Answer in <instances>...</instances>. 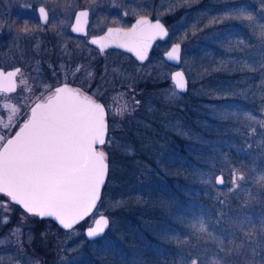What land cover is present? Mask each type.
Masks as SVG:
<instances>
[{
    "label": "snow or ice",
    "instance_id": "6c2138e0",
    "mask_svg": "<svg viewBox=\"0 0 264 264\" xmlns=\"http://www.w3.org/2000/svg\"><path fill=\"white\" fill-rule=\"evenodd\" d=\"M98 2L99 0H88L89 6L75 13V22L71 24L72 32L86 34L89 12L95 11ZM259 2V13L249 10L245 3H237V0H217L218 4L223 5L221 9H208L201 14L210 15L206 28L239 24L247 31V37L241 32L233 31L232 27L214 33V38L223 36L227 40V46L224 47L226 53H244L249 49H256L254 54L246 58L230 56L219 62L217 70L258 73L261 77L258 85L238 91L231 89L225 93L224 98L228 95L247 97L255 87L264 100V0ZM192 3L193 0H172L169 11L173 7L190 6ZM213 11L216 12L215 15H211ZM37 13L41 21L49 20V12L43 4L39 6ZM132 14H137L136 9ZM123 15L127 16L129 13L126 11ZM162 15L158 13L154 21L149 15H137L130 28L108 27L103 36L93 37L90 43L98 45L101 52L112 44L128 48L143 61L153 42L169 36V30L161 22ZM197 24L198 21L192 25L193 35L196 34ZM35 30L25 21L18 32L28 34ZM253 40L255 44L252 43ZM181 52V44L175 43L165 53V58L167 61L180 62ZM19 74L20 68L11 71L0 68V95L17 92L16 78ZM171 80L173 90L165 97L168 102L174 100L178 93L184 92L188 83L183 71L172 73ZM246 82L247 78L240 81ZM27 84V78L20 79L19 85ZM24 90L32 91L31 88ZM44 90L49 95L37 97L31 105L21 102L11 106L10 123L4 126L6 129L10 127L14 116L18 115V108H30V113L22 124L17 123L13 129L14 135H0V194L8 198L5 204H0V209L7 204H15L26 214L53 219L64 230H74L81 222L92 218L93 223L85 229L84 235L95 242L112 223L107 215L97 212L98 203L102 200V187L109 171L108 155L99 147L111 142L108 138V113L104 104L85 94L80 88L71 87L69 83L54 87L46 85ZM139 103L135 101V106L131 108L125 104L113 116L118 114L123 118L125 113L131 114ZM0 108L9 109V105L2 103ZM261 113L264 114V108H261ZM213 114L217 119L237 124L239 127L236 131L241 127L247 130L248 138L253 141L247 144V148L256 153L253 166L248 172L232 170L231 187L227 193L217 194L219 208L215 213L201 210L198 214L177 216L185 235L182 238L179 234L166 233V238L175 241L180 249L191 247L196 250L195 255L191 252L182 253L176 264H264V214L253 216L243 211L253 204L264 205V138L256 140L257 135L264 137V118L232 105L214 108ZM257 161L261 162L259 166ZM203 182L211 184L212 180L209 178ZM249 182L252 187H248ZM215 183L223 185V175L216 177ZM241 194L242 210L232 215L228 210L230 197L239 198ZM221 196L224 198L220 199ZM122 203L123 201H116L113 206L118 207ZM7 222L5 219V223ZM13 236L15 246L21 249L20 230H12L9 241ZM209 242L214 248L207 246ZM3 245L5 239L0 238V246ZM8 259L9 264H13L14 258ZM2 262L3 257L0 256V264ZM32 264L40 262L33 261ZM69 264H75V261ZM131 264L140 262L133 259Z\"/></svg>",
    "mask_w": 264,
    "mask_h": 264
},
{
    "label": "rangeland",
    "instance_id": "374dc122",
    "mask_svg": "<svg viewBox=\"0 0 264 264\" xmlns=\"http://www.w3.org/2000/svg\"><path fill=\"white\" fill-rule=\"evenodd\" d=\"M144 1L148 2V4L140 5L144 4ZM250 1L255 2V0H246V2L244 0H237V3L242 2L249 7V5L252 4ZM18 4L24 5L25 3H23V0H0V66L11 68L16 63L24 65L26 67V72L24 71L21 73L19 80L27 78L32 82V91L26 93L25 100L23 101L18 100L16 94L10 98L2 97L0 95V104L7 103L9 105V109L0 108V135L8 133V131H10L16 124L18 118L22 115L24 108H18V115L14 116L11 120L10 127L6 129L4 126L10 123L9 116L11 115V106L19 105L21 102L27 105L28 102L41 96L45 91L44 89L46 85L54 86L60 82L67 81L82 85L84 90H87L90 94L99 98L102 104L105 105L108 116L116 120L121 117L118 114L114 117L113 114L118 113V110L122 109L125 104L129 105V107L132 105L134 101L132 93L133 84L141 80L142 77L140 76L156 77L159 81H164L165 79L169 80L167 87L162 88L163 98L166 99V94L173 90V83L170 79V71L173 68L180 69L185 73L188 82L187 84L189 86V92L186 97H188V100L198 101L199 103V106H195L192 109L193 111L200 113V125H203L204 127L201 128L202 130H209L208 128L211 130L219 129L218 124L223 122V120L217 119L214 116L213 109L224 105L238 106L245 110H250L254 115L264 118V114L261 113V108H264V100L260 97L259 89L253 87L252 92H250L247 97H244V101H242L241 96L228 95L227 98H224L225 93L231 89L238 91L241 88H249L258 85L261 79V77H259L260 75L257 76L256 74H253L256 76H253L256 79V82L253 81L249 84L244 83V85L240 83V81L245 80L246 78L248 81L253 77L245 75L243 78L239 76H236V78H227L224 80L225 87L221 86V89L220 86L207 83L204 84L199 81L203 80L204 76L206 77L211 73L216 72L217 69H219V62L221 60L228 59L230 56L246 58L252 53L249 51L250 49L245 51L246 55H244V53L236 52L226 53L224 47L227 46V40L223 36H220L218 39L214 38V33L221 32L225 25L205 27L209 22L210 15L201 14L205 13L208 9L218 10L217 0H193V3L191 4H195V10L193 11H189V6L173 7L172 10L169 11V8L172 7V0H158L155 2L154 6L152 5L154 4L153 2L151 4V0L140 1L136 8L138 11L152 12L155 13L156 16L159 13L163 14L161 17H166L169 22L170 32V37L168 39L169 42L167 44H170L173 39H176L177 42L181 44V63L174 67H171L172 65L167 63L161 57L149 59L145 63L136 64L132 63L128 58L124 56L119 57L114 53H107L105 58L90 57L89 59L83 58V60L76 58L77 55L73 53V55L67 58L64 57L61 60H48L44 63L39 56L40 51H37V53L39 52V55L31 56L29 54V49H27L28 45L23 40L28 37L30 33L20 34L18 32V29L22 28V26H19L18 23L15 22L14 12L18 10ZM219 6L221 8L223 7V5L220 4ZM175 8L177 10H184L185 12L182 15H179L177 21L173 22L171 19V13ZM259 10L260 6L256 8V13H259ZM215 14V11L211 13V15ZM204 16H206L207 20L206 22H201ZM192 18L194 19L193 24L198 21L197 29H204L203 31L196 29L195 35H192V33L190 35ZM227 26L232 27L233 31L243 33L245 37L248 36V33H245L244 28L239 24ZM185 35L186 38H184ZM38 45L39 44H36L35 48H38ZM57 47L59 49H65V46L62 44L57 45ZM214 55L216 59L212 61ZM77 69L82 71V74H77V72H79ZM235 72L241 74L238 71H232V73ZM89 73H91V75H89ZM232 73L230 72L228 74ZM253 93H255V95H253ZM180 98L181 97L178 93L175 99L180 100ZM197 98L199 99L197 100ZM109 109L111 110L110 112ZM206 116L209 119L211 118L216 121L208 122L206 121L208 120ZM178 125L179 124L176 126L177 131L179 129ZM237 127L239 126L235 124L231 131L234 136L239 137L242 140V143L245 144L241 147V150L251 157V166L246 169V172H248L253 166V159L256 153L254 151H249L247 148L248 143H253L251 138H248L247 136V130L241 127L239 131H236ZM197 135L195 129L192 133V139L200 136ZM200 138L204 139L205 137ZM262 138L264 137H261L260 135L256 136L257 141ZM214 140L217 143H223V141L227 143L234 139L232 136H225L222 138H214ZM214 145L211 148L218 149V147ZM236 145H238V143H236ZM114 146L119 147L118 150L123 154H129L131 150H133L131 144L120 139L116 140ZM100 148L104 150V146H101ZM190 149L192 151L197 150L196 146L194 148L190 146ZM162 156H165V154L162 152L158 153V157ZM169 156L170 155L166 156L167 161H165V163L167 164L168 162L171 163V158ZM115 171L119 173L120 166L115 167ZM118 176L115 179V182L113 181L114 184L111 186L109 192L103 194L102 191V200L98 203L97 209L98 213L107 215L111 219L112 223L110 226L112 228L118 225L121 221L119 218L122 208L131 203L129 197L119 196ZM140 177L143 178L140 174L135 178L138 179L135 184L138 188H140V183L145 184V180L141 181L139 179ZM224 181L226 182L225 178ZM216 193H226V189L217 191ZM222 197L223 196L220 198ZM6 201L7 199L0 194V204H5ZM116 201H123V203L118 207H114L113 205ZM252 211L258 212L260 215L264 214V205L253 204ZM5 214H7V216ZM5 219H7V223H5ZM48 220L50 219L36 220L35 216H27L22 212L20 207L18 209L13 204H7L6 207L0 209V226L5 227L2 236V238L5 239V245L1 246L4 264H9V257L14 258L13 264H32L33 261H39L41 264L43 256H46V254L48 256L53 250L55 252L53 254L56 255L54 264H69V262L72 261H75V264H85L83 261L84 254H92L94 252L93 250L96 249V246L94 242L86 239L85 236L84 239H82L80 234L83 232L84 235V228L90 226L93 219L87 218L85 221L77 225L74 230H65L66 232L60 233L59 231H55V229L49 225ZM14 229L20 230L22 243L21 249H18L15 246L14 236L11 237V241L8 239L10 233ZM68 242H72V245H67ZM23 245H25V247H23ZM62 257L64 258L63 261L61 260Z\"/></svg>",
    "mask_w": 264,
    "mask_h": 264
},
{
    "label": "trees",
    "instance_id": "16d2710c",
    "mask_svg": "<svg viewBox=\"0 0 264 264\" xmlns=\"http://www.w3.org/2000/svg\"><path fill=\"white\" fill-rule=\"evenodd\" d=\"M250 2L252 4L249 5V10L256 13V8L260 6L259 0ZM217 7L218 10L221 9L219 4ZM206 20L204 16L201 22ZM244 31L247 32L245 29ZM252 43L255 44V41ZM249 51L254 54L256 49ZM215 59L214 55L212 61ZM223 71L217 70L201 82L220 86L221 89L225 87V79L238 77L236 72ZM230 72L232 74H228ZM140 77L141 80L133 84L134 101L129 108L135 106V101L140 102L139 106L131 114L117 118V121L107 115L108 138L111 142L104 146L108 155L109 172L103 194L109 192L113 181L115 182L119 175V196L129 197L131 203L122 208L119 224L114 228L110 226L105 235L96 239L94 252L84 254L85 264H131L133 259L140 264H176L182 253L191 252L195 255L196 250L191 247L178 248L175 241L166 238V233L179 234L183 238L185 230L177 220V216L181 214H198L201 210L215 213L219 208L216 192L226 189L227 193L231 187L232 170L240 169L246 172L251 166V157L241 150L245 144L232 134L234 122L223 121L218 124V130L213 129V126V130L201 129L204 127L200 125V113L192 109L199 106V103L186 97L189 92L188 84L187 90L179 93L180 100L168 102L163 98L162 88L167 87L169 80L159 81L151 76ZM217 89L219 90L218 87ZM206 118L208 122L216 121L207 116ZM195 129L197 136H200L192 139ZM225 136H232L234 140L227 143H217L214 140ZM117 139L131 144L133 150L129 154L121 153L119 147L114 146ZM213 145L218 149H212ZM190 146H196L197 150L192 151ZM160 152L165 156L158 157ZM167 155L171 158V163L168 164L165 163ZM260 163L257 162V165ZM119 166L120 172L117 173L115 167ZM219 173L226 179L222 186L215 183V176ZM139 174L143 177L139 179L145 180V184L140 183V188L135 186L138 180L135 178ZM209 178L212 183L205 184L203 181ZM248 187H252L250 182ZM223 198L224 196L220 199ZM242 200V194L239 198L230 197L228 210L232 215L242 210ZM243 211L254 216L260 215L253 212L252 207ZM48 221L55 231L66 232L53 221ZM80 235L84 239L83 232ZM67 245L71 246L72 242ZM207 246L214 248L211 242ZM53 253L54 250L48 256L44 255L41 264H54L56 255Z\"/></svg>",
    "mask_w": 264,
    "mask_h": 264
},
{
    "label": "flooded vegetation",
    "instance_id": "af4514ba",
    "mask_svg": "<svg viewBox=\"0 0 264 264\" xmlns=\"http://www.w3.org/2000/svg\"><path fill=\"white\" fill-rule=\"evenodd\" d=\"M140 1L141 0H99L95 8V11L90 10L89 12L88 25L86 26L85 29L86 34L72 32L71 24L75 22V13L89 6L88 0H23V3L25 4L24 5L18 4V10L13 12L15 16V22H17L19 26L23 27L25 21H27L29 27L36 29L35 31L30 32V34L28 33L29 36L26 37L23 41L27 43L28 45L27 49H29V54L31 56L39 55V52L37 53V51H40L39 56L42 58L41 61H44V63L45 61L48 60H61L64 57L67 58L73 55V53L77 55L76 58H78L79 60H83V58L89 59L90 57L105 58V55L107 53H114L119 57L124 56L128 58L130 61H132V63L137 64V63H145L147 60L154 59L157 57H161L163 59V53L169 48L171 44L178 43L177 40L173 39L170 44H167L169 42L168 39L170 37V32H169V36L165 40L158 39L155 42H153V45L150 48L147 58L141 61L134 58L131 54L117 47H108L103 52H101L95 45L90 43V39L91 37L102 35L107 30L108 27L128 28L132 24V22L137 18V15H149L151 20L156 19L157 16L155 13L152 12L148 13L146 11L140 12L136 9ZM157 1L158 0H151V4L153 2L154 4L152 5L154 6L155 2ZM42 4L46 7V9L49 12V20L47 22L41 21L38 17L37 9ZM145 4H148V2L144 1V4H140V5H145ZM134 9H136V13H137L136 15L132 14ZM180 10L179 9L177 10L175 8L171 13V19L173 22L177 21L179 15H182L185 12L184 10L181 11ZM193 10H195V4L189 6V11H193ZM126 11L129 13V15L124 16L123 13ZM104 18H107L106 21L104 23H101V21H103ZM160 18H161V22L169 30V22L167 21L166 17L163 16ZM193 20L194 19L192 18V25H193ZM61 21H63V23H61ZM192 25L190 29V35L194 31ZM36 44H39L38 48H35ZM60 44L65 46V49H59L57 45ZM0 68H2L4 71H11L14 70L15 68H20L21 73L24 71L26 72V67L24 65H21L20 63L14 64V66H12L11 68H5L2 66H0ZM175 70L176 69L173 68L170 71V75ZM77 74H82V71L77 72ZM255 74L257 76L259 75L258 73ZM20 75L21 74H19L16 78L18 84L17 92L9 93L6 96L1 95L2 97L10 98L16 94L18 100L20 101L25 100L26 93H28V91H25L24 89L31 88L32 82H30L27 79L28 84L26 86L19 85ZM245 75L252 77L255 76L250 73L238 74V76L241 78H243ZM203 78H204L203 80H199V81L200 82L205 81V76ZM253 81L256 82V80L252 78L251 80H248L245 84L252 83ZM61 83H69L70 86L72 87L80 88L83 92L92 96L98 102H101L99 98H96L95 96L90 94L87 90H84L82 88L83 87L82 85H78L75 82H69V81L60 82L54 86H57ZM242 84L244 85V83ZM47 93L49 92L44 91L41 94V96L45 97ZM241 98L242 101H244V97L241 96ZM35 100L36 99L28 102L27 105L33 104ZM29 109L30 108L23 109L22 115L18 118L16 124L11 128V130L5 134V136H10L13 134L14 132L13 129L16 128L17 123H21L27 117L29 113ZM13 205L19 209L17 205L15 204ZM26 215L32 216L29 214ZM41 219L42 218L36 217V220H41ZM4 229H5L4 226L2 227L0 226V238H2L3 236ZM25 245H23V247H25ZM0 256H2L1 246H0ZM2 264H4V261L2 262Z\"/></svg>",
    "mask_w": 264,
    "mask_h": 264
},
{
    "label": "water",
    "instance_id": "95a60500",
    "mask_svg": "<svg viewBox=\"0 0 264 264\" xmlns=\"http://www.w3.org/2000/svg\"><path fill=\"white\" fill-rule=\"evenodd\" d=\"M136 20V19H135ZM135 20L132 22V24L128 27V28H130L134 23H135ZM155 20V19H154ZM153 20V21H154ZM113 28H119V27H113ZM125 29H127V28H125ZM107 31V30H106ZM105 31V32H106ZM105 32L102 34V35H100V36H103L104 34H105ZM94 37H99V36H94ZM93 37H91V39H92ZM91 39H90V41H91ZM165 40V39H164ZM175 44V43H174ZM173 44H171L170 46H169V48L163 53V59L167 62V63H169V64H171L172 66H178L180 63H181V61L180 62H171V61H167L166 60V58H165V53L167 52V51H169L170 49H171V46H172ZM98 49H99V46L98 45H95ZM109 47H117V48H119V49H121V50H123V51H125V52H127V53H129V54H131L134 58H136V59H138V57L136 56V54H135V52H132V51H129L128 50V48H120V47H118L117 45H115V44H112V45H110ZM108 48V47H107ZM107 48H105V49H107ZM104 49V50H105ZM100 50V49H99ZM149 51H150V49H149ZM149 51H148V53H149ZM139 60V59H138ZM177 71H181L180 69H176L175 71H173L172 73H175V72H177ZM171 79V78H170ZM171 82H172V80H171ZM173 83V82H172ZM61 84H63V83H61ZM57 86H60V84L59 85H57ZM72 87V86H71ZM73 88H76V87H73ZM187 90V89H186ZM185 90V91H186ZM85 93V92H84ZM85 94H87V93H85ZM49 95V93H47L46 95H45V97H47ZM88 95V94H87ZM90 96V95H89ZM99 103H101V102H99ZM29 113H30V109H29ZM28 113V114H29ZM106 113H107V110H106ZM27 118V117H26ZM25 118V119H26ZM23 123V121L20 123V124H22ZM18 130V129H17ZM12 135H14V132H13V134ZM99 147H101V146H99ZM107 176H108V174H107ZM218 176H221V174H217L216 176H215V180H216V177H218ZM106 180H107V177H106ZM105 183H106V181H105ZM105 186V185H104ZM104 186L102 187V191H103V188H104ZM217 186H221V185H217ZM18 206V205H17ZM20 207V206H19ZM21 208V207H20ZM22 209V208H21ZM42 219H50V220H52L59 228H61L59 225H58V223L56 222V221H54L53 219H51V218H42ZM93 223V222H92ZM91 223V224H92ZM88 227V226H87ZM87 227H85L84 228V232H85V229L87 228ZM62 229V228H61ZM64 230V229H63ZM85 236V235H84ZM85 238L86 239H88L86 236H85ZM89 240V239H88Z\"/></svg>",
    "mask_w": 264,
    "mask_h": 264
}]
</instances>
